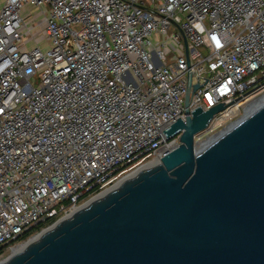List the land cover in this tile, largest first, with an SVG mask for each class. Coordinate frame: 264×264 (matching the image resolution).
Segmentation results:
<instances>
[{
  "label": "built area",
  "instance_id": "obj_1",
  "mask_svg": "<svg viewBox=\"0 0 264 264\" xmlns=\"http://www.w3.org/2000/svg\"><path fill=\"white\" fill-rule=\"evenodd\" d=\"M189 77L190 112L226 106L201 146L264 98V0H5L0 263L177 149Z\"/></svg>",
  "mask_w": 264,
  "mask_h": 264
},
{
  "label": "water",
  "instance_id": "obj_2",
  "mask_svg": "<svg viewBox=\"0 0 264 264\" xmlns=\"http://www.w3.org/2000/svg\"><path fill=\"white\" fill-rule=\"evenodd\" d=\"M191 81L177 149L0 264H264V98L199 146L226 106L190 112Z\"/></svg>",
  "mask_w": 264,
  "mask_h": 264
},
{
  "label": "crops",
  "instance_id": "obj_3",
  "mask_svg": "<svg viewBox=\"0 0 264 264\" xmlns=\"http://www.w3.org/2000/svg\"><path fill=\"white\" fill-rule=\"evenodd\" d=\"M5 0H0V12L3 8ZM23 18L25 20L26 25L28 28L32 30V33L25 36L22 48L23 49H33L35 47H40L45 49L48 45L45 36V26L43 23L44 16L43 14L36 8L31 6H27L23 9ZM46 43V47H41V45Z\"/></svg>",
  "mask_w": 264,
  "mask_h": 264
},
{
  "label": "bare ground",
  "instance_id": "obj_4",
  "mask_svg": "<svg viewBox=\"0 0 264 264\" xmlns=\"http://www.w3.org/2000/svg\"><path fill=\"white\" fill-rule=\"evenodd\" d=\"M152 164H155V163H152ZM152 164H150V165L144 167V168H143L142 170H140V171L146 170V169H147L149 166H151ZM140 171H139V172H140ZM139 172H138V173H139ZM136 174H137V173H136ZM136 174H135V175H136ZM135 175L130 176L129 178H127V180L133 178ZM116 188H117V187H116ZM23 248H24V247H19L18 249H16V250L13 251V254H16L19 250H21V249H23Z\"/></svg>",
  "mask_w": 264,
  "mask_h": 264
},
{
  "label": "rangeland",
  "instance_id": "obj_5",
  "mask_svg": "<svg viewBox=\"0 0 264 264\" xmlns=\"http://www.w3.org/2000/svg\"><path fill=\"white\" fill-rule=\"evenodd\" d=\"M43 46H44V47H46V43H44V45H43V44L41 45V47H43ZM169 46H170V47H173V45H172V44H171V45H169Z\"/></svg>",
  "mask_w": 264,
  "mask_h": 264
},
{
  "label": "trees",
  "instance_id": "obj_6",
  "mask_svg": "<svg viewBox=\"0 0 264 264\" xmlns=\"http://www.w3.org/2000/svg\"><path fill=\"white\" fill-rule=\"evenodd\" d=\"M40 229V227H38V230Z\"/></svg>",
  "mask_w": 264,
  "mask_h": 264
}]
</instances>
